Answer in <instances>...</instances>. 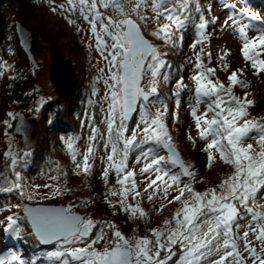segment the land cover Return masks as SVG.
<instances>
[{"label": "snow or ice", "instance_id": "snow-or-ice-1", "mask_svg": "<svg viewBox=\"0 0 264 264\" xmlns=\"http://www.w3.org/2000/svg\"><path fill=\"white\" fill-rule=\"evenodd\" d=\"M57 7L68 13L78 12L88 22L96 48L108 66L109 75L103 79L108 89L104 96L108 105L104 143L108 166L103 177L107 181L111 170L121 186L119 192L113 189L107 194L120 197L116 203L109 200L110 206L119 204L121 211L133 219L148 217L139 202L128 203L129 196L133 199L142 196L135 169L128 168L127 164L130 154L135 152V162L142 165L139 171L145 176L147 199H161L158 211L176 202L180 207L161 227L149 229V235L141 237H126L114 223L77 215L71 205L58 208L15 205L22 208L24 216L15 213L6 217L5 230L20 238V221L27 220L40 244L53 245L52 250L43 253L50 264H264V203H261L264 201V122L248 118L247 107L253 105L247 99L250 93L242 99L233 92L236 86L248 87L238 76V73L243 75V69L229 75L227 87L218 79L213 80L216 69L204 63V48L197 50V45H202L207 38L205 30L209 23L200 6L193 0H66V4L54 6L52 11H57ZM224 7L234 10L225 24L230 21L238 29L245 62H251L257 75L264 73V19L244 6L237 8L225 2ZM101 9L111 10L113 14L105 15ZM149 9L151 16L147 15ZM193 12L199 14L198 23ZM162 17L168 23L159 26L152 35L173 47L178 46L173 29L180 31L190 22L196 28L197 39L190 46L196 57L191 76L194 87L189 89L180 77L173 93L177 98L175 103L178 107L181 91L193 92L190 115L199 138L205 142L207 167L211 168L217 153L224 163L233 167V172L219 185L203 192L192 186L196 173L181 158L164 120L168 108L158 86L161 79L170 80L169 74L162 71L171 67L164 59L167 53L145 38L137 22L146 24L150 19L158 22ZM252 21H259V25ZM250 30L256 32L254 37L248 36ZM178 39L182 42L183 36ZM207 55L210 58L211 53ZM228 55L230 52H225L221 61ZM228 68L227 63L222 64V70ZM157 104L162 108L157 107L153 112L152 106ZM138 106L140 118L128 136L127 122ZM7 115L15 118L11 112ZM97 133L94 128L90 141L97 140ZM100 138H104L103 134ZM188 139L195 143L190 134ZM249 140L255 141L256 146L248 143ZM68 147L73 148L71 142ZM94 154V144L90 143L76 168L89 174ZM76 155L73 152L74 161ZM15 163L13 158L12 164ZM184 177L189 180L184 182ZM0 190H18L21 198L32 199L24 192L19 174L11 187H0ZM170 190L178 192L171 199ZM94 229L96 235L89 239ZM109 232L111 238L106 240ZM101 241H106L104 246L95 247ZM40 259L37 255L28 260L17 251L0 252V264H37Z\"/></svg>", "mask_w": 264, "mask_h": 264}, {"label": "rangeland", "instance_id": "rangeland-1", "mask_svg": "<svg viewBox=\"0 0 264 264\" xmlns=\"http://www.w3.org/2000/svg\"><path fill=\"white\" fill-rule=\"evenodd\" d=\"M42 1H45L46 6H43L42 8L40 7L39 14L33 18V25L35 27L37 25L43 33L46 32L50 34L52 40L56 42L55 44H57V46L54 48L56 51H59L58 54L61 56H67L73 62L78 74L79 88L77 95L72 98L73 101H70V105L73 103L77 104L78 112H69L71 118L70 123L72 122V126L75 130L72 134L69 133L65 135L64 138H61L62 134L58 133L60 130L55 132L50 130V132L45 128L43 129L47 131L45 133L42 132V137H44V139L43 141L41 140L43 146L46 148V151H43V167L36 172H30L28 175V179L31 184L32 197L36 203L37 201H39V203L27 204L51 206V204H43L41 202L49 201L54 198L58 203L64 202L66 204L65 207L70 205L73 206L72 211L74 213H78V211L74 210H81L84 208L85 202L83 200V194L85 195L88 192V184L94 182L99 183L98 181L101 180L100 178L104 179L103 171L108 166L106 161V156L108 153L104 148V143L107 139V125L105 123V116L108 107L107 103L104 102V96L108 89L103 82V79L107 78L109 75L108 66L96 48L95 39L90 32V26L88 22L85 21L78 12L68 13L60 10L58 7L57 11H52L54 6L66 4V0H54V3L53 0ZM42 1L39 0L40 3H42ZM193 2L194 4H198L200 6L203 15L209 21L205 30L207 38L202 45H197V50H199L200 47H203L205 51V55L203 56L204 63L208 67L216 69L215 76L212 77L213 80L218 79L227 87L229 86V75H231L233 71L243 69V75L238 73V76L241 80H245L247 82L248 87L241 88L236 86L233 88V92L236 96L242 99L245 97L246 93H250V95L247 96V99L252 100L253 105L247 107V112L249 113L248 118L254 121L264 122V73L257 75L256 70L251 66V62H245V59L241 53L242 39L238 34V29L232 25L230 21L227 25L225 24V21L228 20L229 15H231L234 11L231 8L226 9L224 7L225 2L229 4H235L237 8L246 6L238 4L236 0H193ZM246 8L250 12L257 14L259 17H261V19H264V11H259V9H250L248 7ZM101 10L104 11L105 15L113 14L111 10ZM62 13L65 16L64 18ZM147 15H152L150 9ZM193 15L195 22L198 23L199 14L193 12ZM60 16L62 19H59L61 18ZM133 18L135 19V16H133ZM214 18H216L215 23L212 22ZM17 20L20 19H12L15 32ZM137 22L141 24V29L144 36L161 52L167 53L164 59L166 61L167 59L171 60V62L175 64L174 67L169 68L171 69L170 74L175 75V82L173 83L172 81L171 83L173 90L172 92L170 88L171 93L176 91L175 84L180 77H183L184 84L188 85L189 89H192L194 87L193 81L191 79V76L194 74V65L192 62L195 61L196 57L193 49L190 46L197 39L196 28H194L192 35L187 36L186 34L184 35L181 33L182 29L180 31L173 29V39L174 37L177 38V41L180 43L178 46L173 47L171 45L165 44L162 39L152 35V33L156 31L159 26L168 23L166 19L162 17L158 22L150 19L146 24L145 22L139 20ZM252 23L259 25V21H252ZM31 25L32 24L25 26L33 31L38 38L36 47L32 48L31 50L35 58L36 67H34L30 62L33 67L32 75L34 77V82L31 90L34 98L25 110H17L16 112L20 111L21 113L26 114L30 120L37 121L39 120L37 118L40 117L42 105L52 98L48 69L53 48L45 43L43 39H40L41 36L37 34V32L32 28L33 25ZM255 35L256 32L254 30H250L248 32L249 37H254ZM180 36H183L182 42H180L178 39ZM181 44L184 48L180 47ZM225 52H230V55H228L224 61H221L220 57ZM207 53H211L210 58L208 57ZM177 60L182 63L183 67L177 64ZM168 63L170 66L172 65L170 62ZM224 63L229 65L227 71L222 70V64ZM102 68L104 69V72L100 71ZM176 71L181 72V74H175ZM8 72L11 76L13 72L12 66H9ZM143 83L146 84L147 80H145ZM168 87L169 82L160 80L158 86L159 94L160 91L164 93L165 89L167 91ZM180 94V96H183L184 99L181 98L183 101H181L182 104H179L178 107L175 103L177 99L176 97L168 104L165 102L167 104V108L169 107L168 110L171 108V113L170 116L166 115L164 120L170 132L176 125V117L179 114H182V112L185 114H183V120L186 122V131L184 135H179L175 138H172L184 162L187 165H191V170L196 173V169L194 168V158L191 156L193 154L190 151L192 149H195L198 152L202 151V148L205 147V142L199 138L194 119L190 115L189 104L194 102L192 99L193 92L186 89L181 91ZM180 106L182 107L183 111H178ZM152 107H154V110L156 111V108H162V105L157 104ZM203 108L204 106L201 105V111H203ZM138 110L136 115L132 117L131 121L127 122L128 132L126 135L128 136L131 135L132 130L136 127V124L139 121L140 115L138 114ZM16 112L14 113L15 118L11 119V121L14 120V124L12 133L9 137V145L11 148L10 150L12 151L11 154L15 156L17 155L16 157H18L21 156L18 155L20 150L26 153H29L31 150L26 151L22 149L20 147V140L14 135ZM45 125H47V123ZM94 128L98 130V133L97 140L92 142L89 138L93 135ZM100 134H103V139L100 138ZM189 134L195 139V143L188 139ZM42 137L37 124V142L33 149L39 146V142ZM69 142H71L73 145L72 149L68 147ZM247 142L255 143V141L252 140ZM90 143L94 144L95 154L94 158L90 160L92 165L91 171L89 174H85L83 171L76 168V163L82 161L83 154L87 152ZM47 144L49 148H47ZM73 152L77 154L75 161L73 160ZM136 155L137 153L135 152L131 153L127 164L128 168L135 169V180L137 182L138 190L142 193V196L135 199L129 196L128 203L136 205L139 202L140 207H142L148 213V217L146 218L147 220L165 221L166 219H170L173 216L175 210L180 207V203L176 202L169 204L163 209V211H158L162 201L159 198H156L153 201H149L147 199V193H144V188L146 187L145 176L140 174L139 170L142 165L135 162ZM173 171H178V169H174ZM110 176L113 177L110 182H117L115 173L111 170L109 178ZM69 178L74 181V184L71 187H67V181H69ZM152 178L154 179L155 177L153 176ZM183 180L184 182H187L189 178H183ZM192 182H194V180ZM117 186L118 189L115 190L119 192L121 186L118 183ZM192 186H194L193 183ZM148 191L151 192L152 189H149ZM54 193L56 194L54 195ZM177 194L178 192L170 190L169 199ZM187 195L188 193L185 192V196ZM157 196H159V193ZM78 197L79 201L78 199H75ZM163 203H166V201H163ZM261 203H264V201H261ZM23 204L24 202L21 205L23 206ZM80 214L84 217L82 213ZM22 216H24L23 210ZM25 221L27 222V220ZM241 223H243V221H241ZM10 237V234L0 232V245Z\"/></svg>", "mask_w": 264, "mask_h": 264}, {"label": "trees", "instance_id": "trees-1", "mask_svg": "<svg viewBox=\"0 0 264 264\" xmlns=\"http://www.w3.org/2000/svg\"><path fill=\"white\" fill-rule=\"evenodd\" d=\"M236 1L238 4L245 5L250 9L264 11V0ZM43 6H46L45 1L40 3L39 0H0V187H11L12 183L17 179V174H19V182L22 184L24 192L31 196L32 190L28 175L30 172H36L43 167V151H46V148L41 142V140L43 141L44 139V137H42V132H47L43 129L45 128L48 131L52 130L54 132L60 130L58 133H61V138H64L65 135L69 133L72 134L75 130L72 126V122L70 123L71 118L69 112H78L77 104L73 103L70 105V101L77 95L79 88L78 74L73 62L67 56L58 54L59 51H56L54 48L57 44L52 40L50 34L46 32L43 33L37 25L36 27L33 25V18L39 14L40 7L42 8ZM62 15L64 18L65 16L63 13ZM15 18L20 19L25 25L29 26L32 24V28L41 36L40 39H43L45 43L53 48L48 69L52 98L42 105L40 117L37 118L39 120L36 119L42 138L40 139L39 146L29 153L20 150L18 155L21 156L18 157H16L17 155L11 154L9 137L13 130L14 120L11 121L12 118L7 114L9 112L14 114L17 110L23 111L28 107L29 103L34 98L31 90L34 77L32 75V64L20 47L15 32L12 22V19ZM59 19H62V17ZM194 28V24L190 22L186 24L181 33L184 35L186 34V36L192 35ZM174 39L177 40L175 37ZM177 44L180 43L177 41ZM180 47L182 48L183 45L181 44ZM167 61L172 64L171 67H174L175 64L172 63L171 60L167 59ZM177 62V64L183 67L179 60H177ZM9 66L13 67L11 76L8 72ZM162 71L167 72L169 76H171L168 81L169 87L167 91L166 89L164 93L160 91V97L168 104L172 99H175V96L171 93V83L172 81L173 83L175 82V75L170 74L171 69L169 68ZM176 73L178 75L181 74V72L178 71H176L175 74ZM181 98L184 99V97H179L180 105L182 104L181 101H183ZM180 110H182L181 106L178 108V111ZM152 111L155 112L154 107H152ZM170 113L171 108L168 110L167 116H170ZM138 114L140 115V112H138ZM183 114L182 112V114L178 115L175 121L176 125L174 129L170 131L171 136L174 138L179 135H184L186 131V122L183 120ZM5 121H8V124H5ZM46 123L47 125H45ZM255 143H253L254 147L256 146ZM46 146L49 148L48 144ZM202 149H204V147ZM190 152L193 154L191 156L194 158V168L196 169V176L194 182H192L196 191L203 192L209 188L216 187L222 179L233 172V167L224 163L219 158L218 153L216 154V159L212 162L211 168H209L207 167V154L203 150L198 152L192 149ZM13 158L16 160L15 165L12 164ZM5 178H7V182H5ZM112 178L113 177L110 176L107 181L100 178L101 180L98 181L99 183L94 182L88 184V192L85 195L83 194V200L84 202L87 201V203L84 204L85 206L83 209H75L74 211H78V213H82L85 218H91L96 222L108 221L114 223L126 236H147L149 235V229L162 226L163 220L133 219L129 213L121 211L119 204H117L116 207H111L108 202L109 200L116 203L120 199L117 196L107 195L111 190L118 189L117 182H110ZM67 184V187H71L74 181L69 178ZM75 199L79 201V197ZM23 202L31 204L39 203V201L36 203L33 197L31 200L21 198L18 190L12 192L0 190V232L11 235L10 238H7L3 244L0 245V252L17 251L28 260L39 255L41 259L37 261V264H50L46 257L43 256V253L52 250L53 245L50 247H42L37 242L25 220L20 221L22 226L20 238H17L14 233L5 230L7 229L6 217L15 213H19L22 216V208H16L15 205H21ZM41 203L66 206L64 202L58 203L54 198ZM95 235L96 230L94 229L89 239H93ZM110 238L111 232H109L106 240ZM105 242L106 241H101L95 245V247L102 248ZM164 255L165 253L162 252L161 256L163 257Z\"/></svg>", "mask_w": 264, "mask_h": 264}, {"label": "water", "instance_id": "water-1", "mask_svg": "<svg viewBox=\"0 0 264 264\" xmlns=\"http://www.w3.org/2000/svg\"><path fill=\"white\" fill-rule=\"evenodd\" d=\"M16 34H17L18 39H19L20 47L25 52V54L27 55L29 61L33 64V66L36 67L35 58H34L31 50H32V48H35L37 45V42H38L37 36L35 35V33L33 31H31L29 28H27L21 20H17V22H16ZM137 110H138V108H137ZM136 113L131 114V117L128 120V122L131 121L132 117L134 115H136ZM14 135L16 138H18L20 140V147L22 149H24L26 151L32 150L33 147L36 145V142H37V123H36V121L30 120L26 114H23L20 111L16 112ZM184 178L188 179V177H184ZM23 206L49 207V208L65 207V206H57V205H51V206H49V205L48 206L47 205H30L27 203H24ZM75 214L82 216L80 213H75ZM27 223H28V221H27ZM28 225L30 226L29 223H28ZM40 245L42 247L52 246V245H43V244H40Z\"/></svg>", "mask_w": 264, "mask_h": 264}]
</instances>
